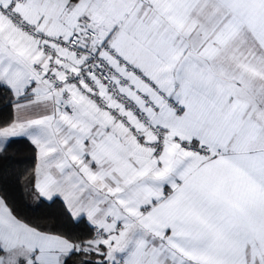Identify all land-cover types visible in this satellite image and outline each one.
Masks as SVG:
<instances>
[{"label": "snow or ice", "instance_id": "obj_1", "mask_svg": "<svg viewBox=\"0 0 264 264\" xmlns=\"http://www.w3.org/2000/svg\"><path fill=\"white\" fill-rule=\"evenodd\" d=\"M20 141L0 264H264V0H0Z\"/></svg>", "mask_w": 264, "mask_h": 264}, {"label": "trees", "instance_id": "obj_2", "mask_svg": "<svg viewBox=\"0 0 264 264\" xmlns=\"http://www.w3.org/2000/svg\"><path fill=\"white\" fill-rule=\"evenodd\" d=\"M9 159L0 161V186L12 195L18 188L17 177L32 164L33 153L26 142L20 141L9 148ZM47 211L55 212L56 208Z\"/></svg>", "mask_w": 264, "mask_h": 264}, {"label": "crops", "instance_id": "obj_3", "mask_svg": "<svg viewBox=\"0 0 264 264\" xmlns=\"http://www.w3.org/2000/svg\"><path fill=\"white\" fill-rule=\"evenodd\" d=\"M19 190H20V188H18V189L12 194V196L15 197V198H17V199H19V196H20V194H19ZM17 193L19 194L18 196H16Z\"/></svg>", "mask_w": 264, "mask_h": 264}, {"label": "rangeland", "instance_id": "obj_4", "mask_svg": "<svg viewBox=\"0 0 264 264\" xmlns=\"http://www.w3.org/2000/svg\"><path fill=\"white\" fill-rule=\"evenodd\" d=\"M19 194H20V190H19ZM19 194L17 193V195H16V196H18Z\"/></svg>", "mask_w": 264, "mask_h": 264}]
</instances>
